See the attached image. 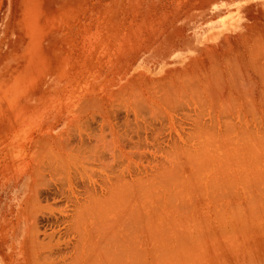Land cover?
<instances>
[{
	"label": "rangeland",
	"instance_id": "obj_1",
	"mask_svg": "<svg viewBox=\"0 0 264 264\" xmlns=\"http://www.w3.org/2000/svg\"><path fill=\"white\" fill-rule=\"evenodd\" d=\"M256 44L264 0H0V264H264V95L200 86Z\"/></svg>",
	"mask_w": 264,
	"mask_h": 264
},
{
	"label": "bare ground",
	"instance_id": "obj_2",
	"mask_svg": "<svg viewBox=\"0 0 264 264\" xmlns=\"http://www.w3.org/2000/svg\"><path fill=\"white\" fill-rule=\"evenodd\" d=\"M253 44V43H252ZM244 45H246V43L244 44ZM252 46V45H251ZM246 47H247V45H246ZM209 48V47H208ZM245 48V47H244ZM247 50H249L248 52L249 53H247V54H249L250 56H248V55H246L245 54V59H247L248 60V58H249V61L250 62H248V64L249 65H247L246 64V66L245 67H243L245 64V59H243L244 57L241 55V56H238V57H242V59H243V61L242 62H244V63H242L241 61V63L242 64H240L237 60H235L236 62H238L239 64V67L241 66V67H243V68H239L240 70L236 73L238 76H236L235 75V73H233V76H236V77H238L239 78V81H237L238 79L236 78V80H235V78H233L232 80H229V63L230 62H228L227 63V58H223V60H224V63L221 65V66H217V68H215V67H213V68H215L214 70H215V72L219 69L220 71L217 73V74H215L216 76H212L213 78L214 77H216L215 79H209L208 77H206V81L205 82H207V80L209 79L210 80V82H207L208 84H206L205 82H203V83H205L206 84V86L203 84V85H200L201 87L203 86V87H207V89L205 90V88H203L204 90L203 91H205L204 93H206L205 95H206V97H208L209 96V98H210V96L212 97L213 96V94H212V92L213 93H216L215 95H216V97L217 96H219V97H221V94L223 93L222 92V89H223V91H224V93H225V91H228V93H226V95H224L225 96V98H223L224 96H222L221 98H223V100L224 101H226L227 102V100H226V97H227V99L229 98V96H231L230 94L234 91L235 93H237V95L238 96H236V99L238 98V101H239V98L241 99H243L244 98V101L243 102H241V103H243L242 105H246V104H248L249 106H253L254 107V105H256L255 103H257L258 102V100H259V103H257L258 105L261 103V101L263 100V98H261L264 94V76H262V77H259V76H261V75H264V50L262 49V47L261 46H259V44H256V45H253L252 47H250L249 49H247L246 48V52H247ZM207 52V51H206ZM239 52V51H238ZM240 53H241V50H240ZM220 54V53H219ZM226 54V53H225ZM225 54H223L224 56H225ZM222 55V54H221ZM228 55V53L226 54V56ZM238 55H240L239 53H238ZM244 55V54H243ZM207 56V55H206ZM248 56V57H247ZM208 58V57H207ZM209 58H211L210 56H209ZM236 58V57H235ZM225 59H226V61H225ZM228 59H229V57H228ZM240 59V58H239ZM212 60V59H211ZM221 60V59H220ZM222 60V61H223ZM229 61V60H228ZM235 63V62H234ZM247 63V62H246ZM236 65V64H235ZM238 65H236L237 67V69L236 70H238ZM233 66V65H232ZM205 67H207L206 65H205ZM231 68V67H230ZM206 69V68H205ZM232 69V68H231ZM207 70H209V68L207 69ZM201 71H202V69H201ZM206 71V70H205ZM204 72V71H203ZM207 72V71H206ZM206 74H209V73H206ZM211 74V73H210ZM259 76H258V75ZM212 75V74H211ZM218 75V76H217ZM254 75H256V76H258V78L259 79H257ZM203 77V76H202ZM185 80V79H184ZM203 80V79H202ZM208 80V81H209ZM212 80V81H211ZM229 81H232V83L230 82V84H229ZM235 81V82H234ZM237 81V82H236ZM212 82L214 83V84H212ZM200 83V82H199ZM209 83H210V85H209ZM234 83V84H233ZM201 84V83H200ZM212 84V85H211ZM214 85V87H211V86H213ZM229 85H233L234 86V89H233V91L231 90V88H233L232 86H231V88H230V90H229ZM211 88H213L212 90H211ZM216 89V91H215V89ZM218 90L219 91H221L222 93L221 94H219L218 93ZM210 93H209V92ZM212 91V92H211ZM230 92V93H229ZM207 94H208V96H207ZM210 94V95H209ZM233 95V94H232ZM200 97H202L201 95H200ZM214 97V96H213ZM212 97V98H213ZM219 97H218V99H219ZM235 97V96H234ZM215 98V97H214ZM220 98V99H221ZM204 99V98H203ZM208 99V98H207ZM235 99V98H234ZM235 99V103H233V104H236V105H239L240 104V102H237V100ZM241 99V100H242ZM258 99V100H257ZM260 99H262V100H260ZM210 100L212 101V99L210 98ZM216 101V98L215 99H213V101ZM218 101V100H217ZM229 101V100H228ZM231 101V100H230ZM218 102H220V101H218ZM238 104H237V103ZM263 102V101H262ZM227 103H229V102H227ZM264 103V102H263ZM215 104H216V102H215ZM262 104V103H261ZM241 105V106H242ZM257 105V107H260L261 105H259L258 106ZM214 106V105H213ZM240 107V106H239ZM247 108L246 106H242L241 108L243 109V108ZM214 108H215V106H214ZM226 110H227V108L226 107H224ZM224 108H221L220 107V105H219V109H224ZM238 108V107H237ZM244 108V109H245ZM208 109H209V107H208ZM234 110H236V108L234 107L233 108ZM243 109V110H244ZM250 109H252V107L250 108ZM249 108H247V109H245L246 111L248 110H250ZM254 109H256V107L255 108H253V110ZM237 110H239V109H237ZM236 110V111H237ZM241 110V109H240ZM257 110H259L258 108H257ZM256 110V111H257ZM263 109H260V111H262ZM212 111V110H211ZM251 111V110H250ZM227 112H228V110H227ZM239 112V111H238ZM252 112V111H251ZM254 112V111H253ZM259 112V111H258ZM264 113V112H263ZM214 114H215V112H214ZM237 114V113H236ZM249 114H251V113H249ZM261 115H262V113H260ZM259 115V114H258ZM252 116V115H251ZM245 117V116H244ZM243 117V118H244ZM261 117V116H260ZM241 118H242V116H241ZM242 118V119H243ZM239 119V118H238ZM257 119H259V118H257ZM216 120V119H215ZM249 120V119H248ZM245 121V120H244ZM258 121V120H257ZM246 122V121H245ZM261 122H263L262 120H261ZM250 123V122H249ZM253 126V125H252ZM226 127H228V126H226ZM229 127H231V126H229ZM240 127V126H239ZM247 128V127H246ZM231 130V129H230ZM248 131V130H247ZM242 132V131H241ZM244 132V131H243ZM242 132V133H243ZM245 133H246V131H245ZM226 134V133H225ZM244 134V133H243ZM251 134H252V132H251ZM242 134H240V136H241ZM247 135V134H246ZM245 135V136H246ZM250 135V134H249ZM227 136V135H226ZM243 136V135H242ZM244 136V138L246 139V137ZM225 138H227V137H225ZM241 138V137H240ZM254 137H252V139H253ZM244 139V140H245ZM249 138L247 137V141L249 142V143H251V141H249L248 140ZM240 140H242L243 141V138H241ZM246 141V140H245ZM253 141H254V139H253ZM94 147V149H96V145H93ZM92 148V149H93ZM48 151V150H47ZM122 152V151H121ZM48 154H49V152H47ZM112 153H114V152H112ZM47 154V155H48ZM65 154V153H64ZM60 155H61V153H60ZM113 155V154H112ZM184 155V154H183ZM35 156V155H34ZM83 156V155H82ZM81 156V157H82ZM224 158V157H223ZM32 159V158H31ZM83 159V158H82ZM228 159V158H227ZM223 160V159H222ZM33 161H35V160H33ZM58 161V160H57ZM56 161V162H57ZM101 161V160H100ZM227 161V160H226ZM229 161V160H228ZM244 161V160H243ZM60 162V161H59ZM224 162V161H223ZM239 163L240 162H238V166H239ZM74 164V163H73ZM226 164V163H225ZM241 164V163H240ZM56 165V164H55ZM229 165V164H228ZM227 165V166H228ZM232 165V164H231ZM242 165V164H241ZM248 165V164H247ZM237 166V165H236ZM249 166V165H248ZM229 168V167H228ZM70 169V168H69ZM68 169V170H69ZM224 169V168H223ZM221 170V169H220ZM231 170V169H230ZM235 170V169H234ZM222 171V170H221ZM231 171H233V169L231 170ZM236 171H237V169H236ZM33 172V171H32ZM36 172V171H35ZM68 172V171H67ZM224 172V171H223ZM229 172V171H228ZM234 172V171H233ZM245 172V171H244ZM253 172V171H252ZM231 173V172H230ZM235 173H237V172H235ZM235 173H233V174H235ZM241 173H243V171L241 172ZM33 174H34V172H33ZM215 174V173H214ZM239 174H240V172H239ZM235 176H236V174H235ZM72 177V176H71ZM237 177V176H236ZM242 177V176H241ZM240 177V179H243V178H241ZM247 177V176H246ZM228 178H229V176H228ZM238 178V177H237ZM239 180V179H238ZM244 180V179H243ZM243 180H241V181H243ZM244 182V184H246V180H244L243 181ZM242 182V183H243ZM235 183V182H234ZM239 183V182H238ZM248 184L250 185V183L248 182ZM212 186H213V184H211ZM219 185V184H218ZM250 186H252V184L250 185ZM209 188V187H208ZM216 189H218L217 187H216ZM211 190V189H210ZM208 191H209V189H208ZM213 191V190H212ZM213 193V192H212ZM225 194V193H224ZM227 195V194H226ZM247 196V195H246ZM246 200H248V199H246ZM239 205V204H238ZM246 205V204H245ZM247 206V205H246ZM131 208H133V205H132V207ZM253 208V207H252ZM120 209H121V207H120ZM134 209V208H133ZM132 209V210H133ZM235 209V208H234ZM239 209V208H238ZM111 210V209H110ZM127 210V209H126ZM135 210V209H134ZM105 212V211H104ZM110 212V211H109ZM111 213H113L112 211H111ZM119 213V211H117L116 212V214H118ZM121 213V212H120ZM118 214L117 216L119 217V216H121L120 218H124L125 216H127L128 214H123V213H121V214ZM238 213V212H237ZM122 214L124 215V217H122ZM241 214V213H240ZM106 215V214H105ZM112 215H115V213H113ZM131 216V215H130ZM103 217H104V215H103ZM101 218V217H100ZM106 219V218H105ZM104 219V220H105ZM112 219V218H111ZM115 219H117V218H115ZM133 219V218H132ZM118 220V219H117ZM122 220V219H121ZM121 220H118L117 221V224H120V222L119 221H121ZM125 219H123V221H124ZM119 222V223H118ZM116 223V222H115ZM121 223H122V221H121ZM120 225H123V224H120ZM125 226V225H124ZM148 227V226H147ZM124 229V228H123ZM106 230V229H105ZM117 230V229H116ZM126 231H128V230H126ZM129 232V231H128ZM126 233L125 235V237H126V239H133L132 238V235L133 234H131V232L130 233ZM116 234H117V232H116ZM116 234H115V236H116ZM113 237V236H112ZM118 237V236H117ZM96 240H97V238H96ZM92 241V240H91ZM127 242H129V241H127ZM93 243V242H92ZM113 243V242H112ZM132 243V242H131ZM129 244V243H128ZM85 246H86V244H85ZM100 246V245H99ZM91 248V247H90ZM93 248H95V247H93ZM105 248V247H104ZM122 249H123V247H122ZM98 253V252H97ZM83 254V253H82ZM83 256V255H82ZM112 256V255H111ZM105 257V256H104ZM96 258H97V256H96ZM88 260V259H87ZM78 262V261H77ZM80 262V261H79ZM86 262V261H85ZM84 264V263H83Z\"/></svg>",
	"mask_w": 264,
	"mask_h": 264
}]
</instances>
